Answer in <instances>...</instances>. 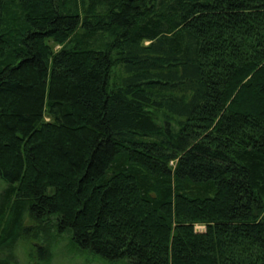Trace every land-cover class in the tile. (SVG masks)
Listing matches in <instances>:
<instances>
[{
    "label": "trees",
    "instance_id": "obj_1",
    "mask_svg": "<svg viewBox=\"0 0 264 264\" xmlns=\"http://www.w3.org/2000/svg\"><path fill=\"white\" fill-rule=\"evenodd\" d=\"M0 177V264H264V0H0Z\"/></svg>",
    "mask_w": 264,
    "mask_h": 264
},
{
    "label": "rangeland",
    "instance_id": "obj_2",
    "mask_svg": "<svg viewBox=\"0 0 264 264\" xmlns=\"http://www.w3.org/2000/svg\"><path fill=\"white\" fill-rule=\"evenodd\" d=\"M7 187L8 184L0 177V204ZM24 226L29 230L17 244L13 260L15 264H123L104 259L92 251L80 250L69 235L57 233L46 221L40 223L28 214L24 218ZM196 230L203 232L205 227L199 225ZM44 245L49 246L48 256L39 251Z\"/></svg>",
    "mask_w": 264,
    "mask_h": 264
}]
</instances>
